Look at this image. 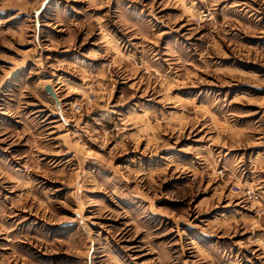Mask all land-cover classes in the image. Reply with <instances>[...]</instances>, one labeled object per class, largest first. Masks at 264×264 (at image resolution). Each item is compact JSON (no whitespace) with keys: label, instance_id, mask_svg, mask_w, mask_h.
Segmentation results:
<instances>
[{"label":"rangeland","instance_id":"obj_1","mask_svg":"<svg viewBox=\"0 0 264 264\" xmlns=\"http://www.w3.org/2000/svg\"><path fill=\"white\" fill-rule=\"evenodd\" d=\"M0 264H264V0H0Z\"/></svg>","mask_w":264,"mask_h":264},{"label":"water","instance_id":"obj_2","mask_svg":"<svg viewBox=\"0 0 264 264\" xmlns=\"http://www.w3.org/2000/svg\"><path fill=\"white\" fill-rule=\"evenodd\" d=\"M44 92L48 94L49 96H51L55 100V103L57 104V100L55 99L53 91L49 85L44 86Z\"/></svg>","mask_w":264,"mask_h":264},{"label":"bare ground","instance_id":"obj_3","mask_svg":"<svg viewBox=\"0 0 264 264\" xmlns=\"http://www.w3.org/2000/svg\"><path fill=\"white\" fill-rule=\"evenodd\" d=\"M46 85H49V84H46ZM50 87H51V89H52V91H53V94H54V97H55V99L57 100V104H56V106H59V100H58V98H57V94H56V92L53 90V88H52V86L51 85H49ZM52 98V97H51ZM53 99V98H52ZM53 101L55 102V100L53 99Z\"/></svg>","mask_w":264,"mask_h":264}]
</instances>
